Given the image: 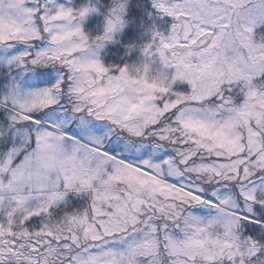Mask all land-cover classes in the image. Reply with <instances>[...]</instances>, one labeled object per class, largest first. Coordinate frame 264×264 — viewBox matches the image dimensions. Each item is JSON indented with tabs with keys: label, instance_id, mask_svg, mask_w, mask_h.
I'll use <instances>...</instances> for the list:
<instances>
[{
	"label": "snow or ice",
	"instance_id": "6c2138e0",
	"mask_svg": "<svg viewBox=\"0 0 264 264\" xmlns=\"http://www.w3.org/2000/svg\"><path fill=\"white\" fill-rule=\"evenodd\" d=\"M0 264H264V0H0Z\"/></svg>",
	"mask_w": 264,
	"mask_h": 264
}]
</instances>
